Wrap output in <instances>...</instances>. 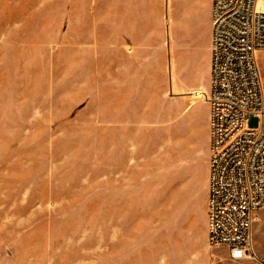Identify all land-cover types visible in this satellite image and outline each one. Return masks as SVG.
<instances>
[{"label": "rangeland", "instance_id": "374dc122", "mask_svg": "<svg viewBox=\"0 0 264 264\" xmlns=\"http://www.w3.org/2000/svg\"><path fill=\"white\" fill-rule=\"evenodd\" d=\"M169 3L0 0V264H264V210L256 256L187 249L207 91L175 65Z\"/></svg>", "mask_w": 264, "mask_h": 264}, {"label": "built area", "instance_id": "2783aa9c", "mask_svg": "<svg viewBox=\"0 0 264 264\" xmlns=\"http://www.w3.org/2000/svg\"><path fill=\"white\" fill-rule=\"evenodd\" d=\"M264 11L256 0H211L207 243L232 259L256 256L251 227L264 210ZM258 126L247 125L249 114Z\"/></svg>", "mask_w": 264, "mask_h": 264}, {"label": "crops", "instance_id": "0c3cea01", "mask_svg": "<svg viewBox=\"0 0 264 264\" xmlns=\"http://www.w3.org/2000/svg\"><path fill=\"white\" fill-rule=\"evenodd\" d=\"M174 1H177V24L180 26V33H176V37L173 30ZM168 17L170 52L174 53L177 69L190 77L187 83L193 87L206 84L207 91L210 73L211 0H170ZM207 119L208 106L204 121L207 130L206 150L208 149ZM207 174L206 163L198 183L196 213L190 215L187 221L190 227L188 236H185L190 245L187 249L193 252V256H218L212 250L215 246H209L207 243ZM227 251L225 247L224 254L222 251L219 256H228Z\"/></svg>", "mask_w": 264, "mask_h": 264}, {"label": "bare ground", "instance_id": "6f19581e", "mask_svg": "<svg viewBox=\"0 0 264 264\" xmlns=\"http://www.w3.org/2000/svg\"><path fill=\"white\" fill-rule=\"evenodd\" d=\"M257 8L264 11V0H256Z\"/></svg>", "mask_w": 264, "mask_h": 264}]
</instances>
